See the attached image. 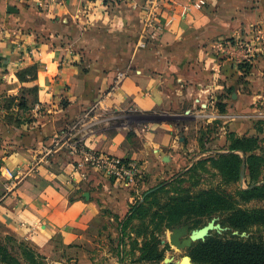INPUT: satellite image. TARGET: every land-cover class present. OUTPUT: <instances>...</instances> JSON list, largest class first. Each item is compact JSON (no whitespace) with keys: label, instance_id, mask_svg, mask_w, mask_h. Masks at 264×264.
I'll use <instances>...</instances> for the list:
<instances>
[{"label":"crops","instance_id":"0c3cea01","mask_svg":"<svg viewBox=\"0 0 264 264\" xmlns=\"http://www.w3.org/2000/svg\"><path fill=\"white\" fill-rule=\"evenodd\" d=\"M192 1L166 0L152 36L147 0H0V215L18 235L45 249L55 232L65 245L91 239L117 183L94 169L80 180L75 142L147 170L181 146L183 122L159 118H199L223 93L264 87V0H205L184 12ZM127 111L133 126L121 121Z\"/></svg>","mask_w":264,"mask_h":264},{"label":"rangeland","instance_id":"374dc122","mask_svg":"<svg viewBox=\"0 0 264 264\" xmlns=\"http://www.w3.org/2000/svg\"><path fill=\"white\" fill-rule=\"evenodd\" d=\"M246 90L237 96L223 93L199 118L190 110L181 119L163 117L183 122L182 139L177 138L181 146L173 150L176 159L140 170L134 185L111 178L117 185L112 182L103 195V207L85 245H65L62 234L55 232L46 236L50 243L45 249L18 235L0 215L3 264H180L185 256L192 264H210L191 256L198 241L209 235L264 241L263 221L244 229L226 221L235 211H264V193H240L264 184V87ZM127 113L131 112L121 121L133 126ZM227 154L241 157L239 170L234 158L223 156ZM206 191L221 203L206 207ZM209 224L213 228L204 239L191 241L193 231ZM174 235L178 243H173ZM85 251L87 260H81Z\"/></svg>","mask_w":264,"mask_h":264},{"label":"trees","instance_id":"16d2710c","mask_svg":"<svg viewBox=\"0 0 264 264\" xmlns=\"http://www.w3.org/2000/svg\"><path fill=\"white\" fill-rule=\"evenodd\" d=\"M30 68L21 71L20 76H26L27 72L32 73L33 71H30ZM233 89L231 88V90ZM13 100L15 99L13 98ZM13 102L9 101L7 107H11ZM18 106L24 110H28L23 102H19ZM15 119L16 124L22 123L21 118H17L16 116ZM7 120H9V117H7ZM33 120V116H28V118L26 119L28 123L32 122ZM223 156L234 158V166L236 167V170L240 169L241 157L239 155L227 154ZM240 193L243 195H261V193H264V184L259 187L244 189ZM202 197H204L206 207H208V203H221V200L213 199L215 198V196L210 191L204 192L202 194ZM135 207L136 206H134L132 209H134ZM226 221H229L228 223H230L231 226L233 225L237 228L244 229L248 226V224L260 221L264 222V211L253 213H250L248 211H235V213L228 217ZM191 256L193 260L197 262L206 261L210 264H264V241L242 240L237 239V237L215 238L209 235L207 236L206 240L198 241L197 246L192 250ZM0 264H3L1 258Z\"/></svg>","mask_w":264,"mask_h":264},{"label":"built area","instance_id":"2783aa9c","mask_svg":"<svg viewBox=\"0 0 264 264\" xmlns=\"http://www.w3.org/2000/svg\"><path fill=\"white\" fill-rule=\"evenodd\" d=\"M34 1L40 8H46L51 0ZM165 1L166 0H147V2L142 7L145 30L149 31L152 36L156 35L155 29L157 28V19L165 4ZM204 4L205 0L192 1L183 5V10L184 12H189L193 8H202ZM238 45L244 49L247 48L246 44L243 42H239ZM220 49L222 51H226L228 49L231 51L234 50V48H230L228 46H220ZM250 53L251 51L247 54L249 58L253 57V55ZM72 150L73 152L78 151L83 154V159L79 161L77 170L80 180H86L89 176V171L92 169L99 171L106 177L114 178L115 180H118L128 186L134 185L139 177L140 168L138 164L131 159H123L111 155H105L96 151L87 150L81 142H75ZM22 169L23 167L20 166L15 170H8L10 180L7 184V189H12L16 186L17 181L14 171L21 172ZM73 181H76V179L73 178Z\"/></svg>","mask_w":264,"mask_h":264},{"label":"water","instance_id":"95a60500","mask_svg":"<svg viewBox=\"0 0 264 264\" xmlns=\"http://www.w3.org/2000/svg\"><path fill=\"white\" fill-rule=\"evenodd\" d=\"M8 12H19V9L13 5H10L8 7ZM236 95V93H234V96ZM159 119H162V120H165L163 118H159ZM244 174H245V164L243 165V169H242V178L244 177ZM87 196V195H86ZM213 228V225L212 224H209L207 226H203L195 231H193V233L190 235V239L191 241H195V240H199V239H204L208 233L210 232V230ZM177 236L174 235L173 236V243H178V241L176 240ZM172 259L171 258H166V262H170ZM191 257L190 256H185L179 263L180 264H192V261H191Z\"/></svg>","mask_w":264,"mask_h":264},{"label":"bare ground","instance_id":"6f19581e","mask_svg":"<svg viewBox=\"0 0 264 264\" xmlns=\"http://www.w3.org/2000/svg\"><path fill=\"white\" fill-rule=\"evenodd\" d=\"M186 264V263H185Z\"/></svg>","mask_w":264,"mask_h":264}]
</instances>
